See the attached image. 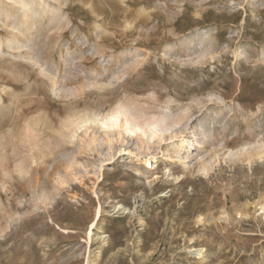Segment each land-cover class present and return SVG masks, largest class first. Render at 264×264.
<instances>
[{"label":"rangeland","instance_id":"rangeland-1","mask_svg":"<svg viewBox=\"0 0 264 264\" xmlns=\"http://www.w3.org/2000/svg\"><path fill=\"white\" fill-rule=\"evenodd\" d=\"M0 264H264V0H0Z\"/></svg>","mask_w":264,"mask_h":264},{"label":"bare ground","instance_id":"bare-ground-1","mask_svg":"<svg viewBox=\"0 0 264 264\" xmlns=\"http://www.w3.org/2000/svg\"><path fill=\"white\" fill-rule=\"evenodd\" d=\"M98 216H99V213H98ZM93 228H94V225H93ZM93 228H92V229H93Z\"/></svg>","mask_w":264,"mask_h":264}]
</instances>
